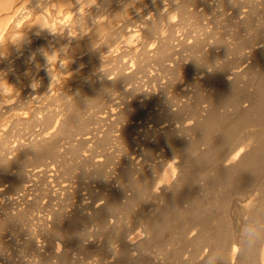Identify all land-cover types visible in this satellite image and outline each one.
<instances>
[{
    "label": "bare ground",
    "instance_id": "obj_1",
    "mask_svg": "<svg viewBox=\"0 0 264 264\" xmlns=\"http://www.w3.org/2000/svg\"><path fill=\"white\" fill-rule=\"evenodd\" d=\"M212 1L0 0V264H264V0Z\"/></svg>",
    "mask_w": 264,
    "mask_h": 264
},
{
    "label": "rangeland",
    "instance_id": "obj_2",
    "mask_svg": "<svg viewBox=\"0 0 264 264\" xmlns=\"http://www.w3.org/2000/svg\"><path fill=\"white\" fill-rule=\"evenodd\" d=\"M211 1H212V0H211ZM212 3H214V1H212ZM214 5H215V3L213 4V6H214ZM215 8H216L217 10H215ZM215 8H213V10H211V11L209 12V13H210V16L208 15L207 17H212L213 14H214V16H215L217 12H220V11H221V8H220V7L217 8L216 5H215ZM140 9H141V8H140ZM140 9H138L139 12H137V13H134V12H133V13H134L133 15H135V14H139L140 12H142V9H141V10H140ZM138 10H137V11H138ZM219 10H220V11H219ZM143 11H144V10H143ZM212 11H213V13H212ZM209 13H207V14H209ZM211 13H212V14H211ZM227 13H229V14L227 15ZM232 14H233L232 12L227 11V12H224L223 14H221V16H222L224 19H228V20H231V19H232V20H233V18L231 17V16H233ZM226 15H227V17L225 18ZM221 16H220V17H221ZM222 17H221V19H222ZM229 17H230L231 19H229ZM91 22H92V21H91ZM229 22H230V21H229ZM175 23L177 24V25H175V27H176L178 30L180 29L179 31H178L177 29H175V35H176V36L179 35V36H177V37H181V38H183V39H185V40L190 39V37L193 35V33H194V35H196V34H201V33L205 32L206 30H207V31H212L211 29H213V28H212L213 25L211 26V24H210V26H209V24H208V26H209V27L207 26L208 28L205 27V29H201V30H200L199 28H197V25L193 24L192 22H191V23H192L193 25H195V26H192L191 23H190L191 25L187 23V26H186L185 24H181V23H179L177 19H176V22H175ZM227 23H228V22H227ZM178 25H179V26H178ZM188 25H189V26H188ZM181 26H182V27H181ZM178 27H179V28H178ZM195 27H196V28H195ZM210 27H211V28H210ZM21 28L23 29V30H21V31H24V30H25L23 27H21ZM21 28H20V29H21ZM187 28H188V30H190V29H193V30H192V31L190 30L191 32H190V31H189V32H186V31H188ZM194 28H195V29H194ZM183 29H184V30H183ZM185 29H186V30H185ZM182 30H183V31H182ZM197 30L200 31V32H198ZM203 30H205V31H203ZM180 31H181V32H180ZM194 31H195V32H194ZM196 31H197V32H196ZM24 32H25V31H24ZM24 32H23V33H24ZM77 32H78V31H77ZM177 32H178V34H177ZM179 32H180V34H181V33H183V34L180 35ZM185 32H186V34H185ZM116 33H117V34H116ZM121 33H122V32H121ZM121 33H118V32L115 31V33L113 34L114 38H115V37L117 38V37H118V34H119V37H120L121 35H124V34H121ZM189 33H192V35L189 34ZM120 34H121V35H120ZM184 34H185L186 36H184ZM187 34H189V37H187V36H188ZM116 35H117V36H116ZM190 35H191V36H190ZM185 37H186V38H185ZM147 43H148V42H147ZM149 43L151 44V46H150ZM149 43L147 44V46H148L147 49H148V50H150V49H151V50L154 49V47H155L154 43H152V42H149ZM151 50H150V51H151ZM107 51H109V50L107 49ZM126 52L128 53L127 55H129V56H127V55L125 54ZM126 52H124V51H120L118 54H120L121 57L123 56L124 59H127V60H129L130 57H131V59H130L129 61L134 60V61H132V67H135V63H133V62H135V59H136V58H134V59H132V58H133V57H136V54L133 53V52H132V53H133V54H132L130 51H126ZM129 53H130V54H129ZM150 53H151V52H150ZM121 54H122V55H121ZM124 54H125V55H124ZM132 56H133V57H132ZM121 57H120V58H121ZM121 59H123V58H121ZM71 61H73V60H71ZM149 69L152 70V71L154 70L153 67H150ZM155 71H156V72L158 71V72L156 73ZM155 71H153L154 73H156V74H154V76L156 75L155 77L151 78L150 80H149V78H148V81H147V78H143V76L140 75L138 78L143 79V82H142V80H140V79L136 80V79H137V78H136L135 81H137V83H136V82H135V83H136L137 85L140 84V86L143 85L142 87L144 88V91H145V90H146V91H151L153 88H154V89H153V90H154L153 92H157L158 90L160 91L161 89H158V88H156V87L161 86V85L163 84V82L168 81L169 78L172 79V78H173V75L171 76L170 73H167V72L164 73L163 71H159V70H155ZM161 73H163V77H161V76H162ZM160 74H161V75H160ZM167 74H168V76H167ZM157 75H159L160 78H159ZM164 76L168 77L167 80L165 79L166 77H164ZM170 76H171V77H170ZM157 77L159 78V80L156 79ZM161 78H162V79H161ZM144 79H145V80H144ZM154 79H155V81L157 80V81L160 82V83L158 82V83L160 84L159 86H157V85H158V84L156 83L157 81L155 82ZM160 79H161V81H160ZM173 79H174V78H173ZM152 80H153V81H152ZM138 81H139L140 83H138ZM144 81H146V83H145ZM149 81H151L152 83L149 82ZM141 82H142L143 84H142ZM161 82H162V84H161ZM70 83L73 84L72 82H70ZM70 83H69V84H70ZM147 83H148V85H147ZM154 83H155V84H154ZM150 84L153 85V87H152ZM156 84H157V85H156ZM149 85H150V86H149ZM155 85H156V86H155ZM68 86H69V85H68ZM142 87H141V88H142ZM151 87H152V89H151ZM159 88H160V87H159ZM155 90H156V91H155ZM169 90H170V92H169ZM171 90H172L171 88L166 89L165 93L168 92L167 96H166V94H165L164 92L161 93V92L158 91L157 93H159V94L161 93L160 95H163L164 98H167V97H169V96H171V95L173 94V93L171 94V92H172ZM137 91H138V90H137ZM141 91H142V90H141ZM135 92H136V91H135ZM133 93H134V92H133ZM133 93L127 95V99H128L129 97H130L129 99H131L132 97H134V95H137V93H139V91L136 92V93H134V94H133ZM130 95H131L132 97H131ZM129 99H128V100H129ZM15 101H16V100H14L13 102H15ZM39 113H40V112L37 113V116H38V117H41V115H43V114H40V115H39ZM18 125H19V124H18ZM18 125L16 126L17 129L14 127V131H11V132H13V134H12V133L10 134V135H12V136H10L9 139H10V140H11V139H15V140H13V142L20 141L18 138H21V136H22V138H23L24 135H20V134H22V133H20V132H23V134H25L26 132L29 131V128H28V129H25V128H27V127L24 126L25 128H23V127H22V128L25 129V130H23V129L20 128V127L23 126V125H21V124H20V126H18ZM34 126H35V125H34ZM34 126H32V127H31L32 129H30V131L28 132V134L30 133V134H29L30 136L25 134L24 138H26V137H28V136H29L28 138H30L32 135H33V137H34L36 133H37V134H38V133H41V132H39L38 130H40V131H44V132H45V135H48V132H49V134H50V132H51V134H52V131L55 130V128H53V127H51L50 130H48L50 127H44V128H45V129H44V128L42 127L43 124H41V126H40V124H38V125L36 124V126H35V127H34ZM39 126H40L43 130L40 129ZM38 128H39V129H38ZM46 128H47V129H46ZM15 129H16L17 131H18V129H19L20 132L18 131L19 133H18V132L15 133ZM20 129H21L22 131H21ZM35 129H36V130H35ZM12 130H13V129H12ZM32 130H33V132H32ZM24 131H26V132L24 133ZM34 131H36V132L34 133ZM37 131H38V132H37ZM44 132H43V133H44ZM53 132H54V131H53ZM14 133H15V134H14ZM31 133H32V134H31ZM43 133H41V134L44 135ZM17 134H18V136L13 137V135H17ZM37 134H36V135H37ZM19 135H20V137H19ZM188 136L190 137V135H188ZM17 137H18V138H17ZM35 137H36V136H35ZM22 138H21V139H22ZM31 138H32V137H31ZM31 138H30V139H31ZM30 139H27V138H26V139H22V142H26L27 140H30ZM63 139H64L65 141H64ZM23 140H26V141H23ZM62 140H63V141H62ZM62 140H60L61 142L59 141L60 143L58 142L59 148H60V144H61V146H63L64 142L67 141V138H62ZM68 140H69V138H68ZM11 142H12V141H11ZM62 142H63V143H62ZM119 153H120V154H119ZM122 154H123L122 151H118V152H117V155H118V156H119V155L121 156ZM48 161H49V163H51L52 166H54V168H55L56 170L59 169V171H56V176H54L56 180H55L54 178H52V185H54V186L56 187V184H57V183H60L61 181H64V180H65V179H63V177H64V178H65V177H68L67 180H69V181H73V180H75L74 178H72V176H66V175L63 176L64 173H62V172L60 171V170L62 169L63 166H61V164H60L59 162H55L54 160H53V161H52V160H51V161L48 160ZM58 163H59V164H58ZM56 165H57V166H56ZM58 165H59L60 167H59ZM56 167H57V168H56ZM86 168H87V171H86ZM86 168L84 169V170H85L84 172H88V171L90 170V167H87V166H86ZM78 171H83V170H81V169H80V170H79V169L76 170V172H78ZM73 172H74V170H73ZM76 172H75V173H76ZM60 174H61V175H60ZM62 174H63V175H62ZM58 176H59V177H58ZM61 177H62V178H61ZM58 178H59L60 180H59ZM62 179H63V180H62ZM85 179L89 180V179H88V176H86ZM85 179H84V180H85ZM53 180H54V181H53ZM58 180H59V181H58ZM91 184H92V183H91ZM111 184H112V187H113V186H114V183H111ZM115 184H116L115 186L118 185L117 182H115ZM93 185L96 186V183H95V184L93 183ZM93 185H92V186H93ZM115 186H114V187H115ZM3 199L5 200L6 198H3ZM139 205H140V204H139ZM139 205L136 206L138 209L141 207V205H140V206H139ZM37 226H38V227H37ZM35 228H36V229H35ZM37 228H38V229H37ZM95 229L98 231L97 228H95ZM39 230H41V225H40V224H39V225L37 224V225H35V227H33L32 232H29L30 234H29V233H28V234H29V235L38 236V235L40 234V231H39ZM97 231H95L96 234L94 233V234L96 235L95 238L97 239L99 235H101V236H99V239H97L98 241H97L95 238L92 239V240L95 241V243H96L95 245H96V246H97V244H99V247H100V246H102V245L104 244L103 241H104V239H105V235H103V233H102L101 231H98V232H97ZM33 232H35V233L33 234ZM37 232H39V233H37ZM28 234H27L26 232H25L24 234H23V233L21 234V233H15V232H12V234H9L10 237H9V235L7 236V238L9 239V241H10V242H13V244L9 242V246H7V250H8V251H7V250H6V251H3V254L5 255V257H6V258L8 257L7 259H11V261H13L14 263H18V262L21 260L20 258H22V259H26V258H28V257L26 256V255H27V254H26L27 252H26V247H25V245H24V244H25V243H24L25 239H27L28 236H29ZM94 234H93L92 238L95 236ZM18 235H19V236H18ZM20 235H21V237H20ZM22 235H23V236H22ZM24 235H27V236H24ZM12 236H14V237H12ZM17 236H18V237H17ZM22 237H23V238H22ZM25 237H26V238H25ZM38 237L41 238V239H40L41 241H40V240H39V241L42 243V245H43V244H44V245L46 244V246H48L49 242H48V240L46 239L45 236H44V238H45L44 240H42V237H43V236H40V235H39ZM7 238H6V239H7ZM16 238H17V239L19 238V239H18L17 241H15ZM100 238H102V242H103L102 244H101ZM8 239H7V240H8ZM12 239H14V240H12ZM20 239H21V240H20ZM37 239H39V238H37ZM19 240H20V242H18ZM46 240H47V242L45 243L44 241H46ZM22 241H23V242H22ZM42 241H43V242H42ZM56 241H60V239H57ZM99 241H100V242H99ZM15 242H17V243L14 245ZM18 243H19V244H18ZM41 243H40V244H41ZM20 244H21V245H20ZM100 244H101V245H100ZM10 245H11V246H10ZM16 245H17V246H16ZM19 245H20V249H17V247H19ZM12 246H14V247H12ZM10 247H11L12 249H11ZM24 247H25V248H24ZM9 249H10L12 252H11V251L9 252ZM13 249H15V250H13ZM14 251H15V252H14ZM18 251H19V252H18ZM6 252H7L9 255H8ZM17 252H18V253H17ZM21 252L23 253V255H22ZM25 252H26V253H25ZM12 253H13V254H12ZM14 253L17 255V257L15 256ZM20 254H21V255H20ZM13 255H14L15 257H14ZM18 255L20 256L19 258H18ZM21 256H23V257H21ZM13 257H14V258H13ZM24 257H25V258H24ZM12 258H13V259H12ZM15 258H16L17 260H16ZM16 261H17V262H16Z\"/></svg>",
    "mask_w": 264,
    "mask_h": 264
}]
</instances>
